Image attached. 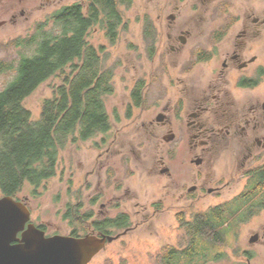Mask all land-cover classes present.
I'll use <instances>...</instances> for the list:
<instances>
[{"label":"flooded vegetation","instance_id":"1","mask_svg":"<svg viewBox=\"0 0 264 264\" xmlns=\"http://www.w3.org/2000/svg\"><path fill=\"white\" fill-rule=\"evenodd\" d=\"M80 1L86 10V0ZM146 1L141 53L150 67L132 82L128 111L151 112L143 127L152 138L173 144L174 158L185 155L178 158L185 168L181 184L177 170L164 160L159 175L181 191L180 197L193 200L220 197L234 183L246 181L238 193L192 212L188 221L179 213L185 225L205 221L212 232L192 235L190 256L176 254L166 264H264V0ZM9 21L15 23V16ZM5 22L0 20V26ZM223 161L225 168L216 169ZM101 198L100 193L91 196L86 210L83 202L77 204L87 224L124 214L128 226L122 236L142 223L133 221L129 205L128 212L110 215L108 210L119 207L116 198ZM96 203L99 213L93 209ZM161 206L156 203L157 210ZM251 222L256 228L241 234ZM89 233L107 234L95 228ZM165 247L158 254L162 264Z\"/></svg>","mask_w":264,"mask_h":264},{"label":"rangeland","instance_id":"2","mask_svg":"<svg viewBox=\"0 0 264 264\" xmlns=\"http://www.w3.org/2000/svg\"><path fill=\"white\" fill-rule=\"evenodd\" d=\"M80 0H0V61L10 64L8 72L0 73V90L14 79L15 67L22 55H30V49L21 45L13 46L15 39L28 38L35 33L37 26L45 23L49 16L63 6ZM146 0H132L131 5H120L123 25L117 39L110 43L100 24L92 26L87 39L96 48L104 47L101 52L106 66L114 68V92L105 97V107L110 118V129L86 140L70 137L60 150L55 174L43 180L38 186L29 183L17 194L25 200L31 211V222L42 227L47 235H70L73 225L64 218L68 204L83 202L85 209L91 207L90 197L96 193L103 195L100 200L109 202L114 197L119 207L108 213L112 216L121 211L133 213V221H142L118 239L108 243L89 264H159L158 257L166 245L179 251L186 250L191 244L192 235L188 225L178 218L184 215L190 220L192 212L204 211L210 205L226 200L238 193L245 179L234 183L229 191L220 197L206 196L199 200L180 197L181 191L174 189L169 180L159 175L160 160L177 170L178 184L183 182L185 168L180 164L184 153L174 158L173 144L161 143L152 138L142 123L151 112L141 108L128 111V93L134 79L142 78L149 71L150 64L142 56V12ZM149 4V7H153ZM15 16L16 22L9 19ZM50 30L52 23L45 24ZM146 80V79H145ZM148 81V79H147ZM61 79L52 76L36 87L24 100V106L31 117H39L43 100L53 95V90ZM220 162L215 168H225ZM234 167L229 162V168ZM111 168V169H109ZM111 178L107 179V178ZM0 193V197H1ZM128 196L133 198L128 201ZM162 204L157 210L156 203ZM139 206H135V204ZM93 207L99 213V205ZM135 206V207H134ZM146 207L143 208V207ZM139 211L135 216V211ZM107 211V210H106ZM82 212V210H81ZM184 213V214H183ZM146 216V220L142 218ZM256 222L242 226L241 234H248L256 228ZM255 226V227H254ZM79 235L91 232L94 227L83 223L78 225ZM111 234L122 232V228H111ZM250 230V231H249ZM205 239V236H202ZM199 242V240H196ZM165 247V248H169ZM188 263L182 260V264Z\"/></svg>","mask_w":264,"mask_h":264},{"label":"trees","instance_id":"3","mask_svg":"<svg viewBox=\"0 0 264 264\" xmlns=\"http://www.w3.org/2000/svg\"><path fill=\"white\" fill-rule=\"evenodd\" d=\"M131 3L132 0H86L84 10L80 2H75L55 10L28 38L10 42L27 49L33 46V52L20 57L14 79L0 90L1 195L19 199L17 194L25 184L38 186L52 177L59 152L70 137L86 140L110 129L105 97L114 92V68L106 66L100 54L104 47L96 48L87 36L92 26L100 24L109 42L114 43L123 25L119 6ZM49 21L52 27L46 30L44 26ZM11 68L0 61V73ZM52 76L61 82L54 87L53 95L43 100L39 117L33 119L23 100ZM84 217L78 205L66 206L64 218L73 225L70 235H79L78 225L86 223ZM92 226L111 234V228L127 227L128 218L119 214ZM188 226L191 235L198 238L212 232V226L205 221ZM190 248L180 253L167 248L163 263L174 262L176 254L187 259Z\"/></svg>","mask_w":264,"mask_h":264},{"label":"water","instance_id":"4","mask_svg":"<svg viewBox=\"0 0 264 264\" xmlns=\"http://www.w3.org/2000/svg\"><path fill=\"white\" fill-rule=\"evenodd\" d=\"M124 233L47 235L31 222L25 200L0 197V264H88L107 243Z\"/></svg>","mask_w":264,"mask_h":264}]
</instances>
